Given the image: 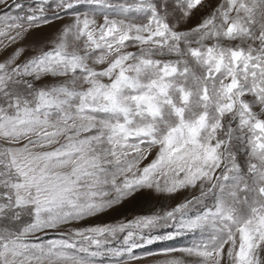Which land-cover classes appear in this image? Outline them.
Returning a JSON list of instances; mask_svg holds the SVG:
<instances>
[{
  "label": "snow or ice",
  "instance_id": "6c2138e0",
  "mask_svg": "<svg viewBox=\"0 0 264 264\" xmlns=\"http://www.w3.org/2000/svg\"><path fill=\"white\" fill-rule=\"evenodd\" d=\"M0 264H264V0H0Z\"/></svg>",
  "mask_w": 264,
  "mask_h": 264
},
{
  "label": "rangeland",
  "instance_id": "374dc122",
  "mask_svg": "<svg viewBox=\"0 0 264 264\" xmlns=\"http://www.w3.org/2000/svg\"><path fill=\"white\" fill-rule=\"evenodd\" d=\"M11 2V0H10ZM18 3H23L27 6L30 3V0H17ZM26 10V8H25ZM52 30H46L45 34H49ZM173 202L165 197L158 195H138L135 200L130 202H125L122 206H120L116 210H110L104 214H101L97 217L89 218L85 221V225L87 224H111L115 223L118 220H123L125 218L131 219L135 215L147 214L155 208L159 207H168ZM183 239L178 238L176 241H168L166 243L175 244L176 246H180L185 243ZM143 249H137V252H142Z\"/></svg>",
  "mask_w": 264,
  "mask_h": 264
}]
</instances>
